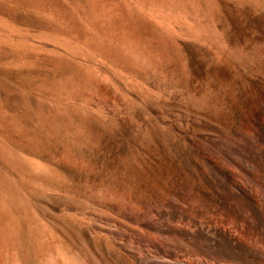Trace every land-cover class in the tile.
<instances>
[{
    "label": "rangeland",
    "instance_id": "374dc122",
    "mask_svg": "<svg viewBox=\"0 0 264 264\" xmlns=\"http://www.w3.org/2000/svg\"><path fill=\"white\" fill-rule=\"evenodd\" d=\"M6 1L10 4L8 7L12 5L10 10L16 13H0L3 14L0 20L8 23L4 26L0 21V30L3 28L0 31V55L4 57L3 51H8L5 59L2 56L0 59V81H5L6 85V89L0 87V244L9 247L13 243V248L9 247L10 250L7 247L4 251V246H0V260H4L0 264L6 261V264L12 261V264H131L128 258L113 251L111 243L105 238L91 240L97 234L87 214L107 212L121 220L111 212L114 207L126 204L141 209L145 203L167 198L169 192L194 182L192 163L200 160L197 151L206 146L211 125L235 126L244 119H262L264 7L258 8L251 2L243 5L236 0H203L201 22L209 37L205 35L206 38L199 41L169 34L173 39L167 37L168 41H164L167 44L163 42L162 47L157 44L151 47L152 42L147 39L142 49L137 47V56H127L124 60V56L128 55L123 52L125 50H121L123 53L119 51L124 56L116 54L117 44L101 32L102 28L100 30V27L87 21L83 0H74V3L73 0H67L69 3L65 0L66 4L75 6L70 8L79 14V22L81 19L84 22L76 24L68 19L67 23L55 7L53 12L51 6L49 9L48 6L41 7L44 11L40 7H35V11L33 7L32 13L29 4ZM26 6H30L28 11ZM17 8H20L19 11ZM20 11L24 12L22 16ZM30 13L35 17L37 14L38 18L32 20ZM26 17L30 18V24ZM55 17L59 20H54ZM41 23L47 24L41 27H47L46 31L38 28ZM60 23L62 27L64 24L67 27L61 28ZM85 23L90 25L89 30H86L88 25L84 27ZM69 24L74 25L71 28ZM77 28L81 31L78 32ZM60 31L64 34L69 31L70 34L64 36ZM82 31L87 34L86 37ZM58 32L62 37L57 36ZM102 37L104 41L99 39V44L97 39ZM207 37L209 40H205ZM90 38L98 44L95 45ZM144 44H148V48ZM101 48L107 49L104 52ZM11 52L20 53V56L15 55V58ZM142 53H146V57ZM104 54L105 59L102 57ZM143 59H147L149 65ZM120 61L123 65L125 61L126 65L121 66ZM53 64L58 65L55 66L57 69ZM65 65L66 69L63 68ZM68 67L72 68L68 70ZM58 68L62 73L56 71ZM62 69H65L64 72ZM82 70L81 76L79 72ZM6 72L8 75H5ZM37 75L42 79H38ZM57 77L62 79L61 85L56 82ZM80 77L84 79L78 80ZM46 79H50L49 82L46 83ZM51 79L53 83L56 80V85L52 83L49 87ZM73 80H76L74 84ZM37 82L47 89L44 91ZM71 82L73 85L69 86ZM76 82L79 90L73 91L74 94L72 90H75ZM43 83H46L45 86ZM79 83H82L81 88ZM8 85H11L10 89ZM88 85L94 87L93 91L92 87L87 89ZM52 86L65 88V94L63 90H58L57 95ZM80 89H85V94ZM56 96L59 98L56 99ZM38 101L55 112L50 113V117L49 113L43 112L48 117L45 118L37 107L34 109L33 103ZM32 108L36 115L30 111ZM40 115L43 121L38 118ZM62 115L64 122L61 121ZM52 116L56 120L58 117L61 119L52 121ZM59 122L71 124L61 127ZM50 123L59 125L58 133V126H51ZM64 126L73 129L72 132ZM46 127L49 129L46 130ZM50 129H54L53 134ZM75 135H78L77 139ZM3 240L7 243L2 244Z\"/></svg>",
    "mask_w": 264,
    "mask_h": 264
},
{
    "label": "bare ground",
    "instance_id": "6f19581e",
    "mask_svg": "<svg viewBox=\"0 0 264 264\" xmlns=\"http://www.w3.org/2000/svg\"><path fill=\"white\" fill-rule=\"evenodd\" d=\"M4 1H6V0H0V13H3V14L6 13L7 11H11L10 7L12 6L11 5L8 7L9 3L7 4ZM15 1H20L19 4L22 3L23 5H25L24 3H26L27 5L29 4L30 6H32V7L28 6V7H30V9H29L30 11H32L31 9H33V7H34V10L37 7L43 8V7L48 6L47 9H49V6H51L52 8L50 10H52L55 7V10L58 11V13L63 18L66 19L67 23H68V20H70L74 24L80 23L82 21V19H81L79 22V19H78L79 14L77 15L76 11L71 9L75 6L71 7L73 4L68 5V4H66L65 0H15ZM68 1L70 2V0H68ZM68 1H67V3H69ZM76 1H75V5H76ZM236 1L243 2V5L246 2L247 3L251 2V5H252V3H255L258 8L264 7V0H236ZM72 2L74 3V0ZM203 2H204L203 0H83V3H84L83 5L85 6L84 12H85V16L88 19L87 21H89L90 24H93L95 26L100 27L99 28L100 30L102 28L103 31L101 30V32L103 34L105 33L107 36H109V38H111L113 40L112 41L113 44H115V43L117 44L116 46L119 47V48L117 47L119 50L117 49V51H118L117 53L115 51L116 54L119 53V55H120L121 54L120 52H122L124 49L125 51H123V52L127 53L128 55H126V56H124L123 54H121V55L124 56V60H126L127 58L125 59V57H127V56H130V57L137 56V54H136V49H138L137 47H141L144 42H148L147 39L152 42L151 43L149 41L151 43V47H152V44H154V46L157 44V45L162 47L163 42L166 40L168 41V38L171 37V36L169 37V34H173L172 36H174V34H177L178 35L177 37H180L179 35H181V37L186 36V38L188 37V38H193V39H199V41L206 38L205 35H207V34H205V32H207L208 30L206 29V31L204 32V27H203L204 25L202 26L203 21L201 22V19L203 17V10H202L203 9L202 5L204 4ZM205 2H206V0H205ZM207 2H209V1H207ZM237 4H239V3H237ZM13 5H14V2H13ZM79 6H80V4H79ZM18 7H20V6L18 5ZM21 7H22V5H21ZM28 7L26 6L27 11H28ZM23 8L21 9L22 11H24ZM80 8H82V6ZM19 9L17 11H19ZM37 9H39V8H37ZM256 11H257V9H256ZM12 12L16 13L15 10L14 11L12 10L11 13ZM48 12H49V10H48ZM52 12H53V10H52ZM23 13L22 12L20 13L21 16L23 15ZM32 13H33V11H32ZM39 13H42V12H40V10H39ZM44 13L47 15L46 10ZM3 14H1V15H3ZM12 14L14 15V13H12ZM52 14H54V13H52ZM27 15H25V16H27ZM49 15H51V14H49ZM4 16H6V15H4ZM18 16H19V14H18ZM37 16L38 15L36 14V17ZM55 16L57 17L56 14H55ZM31 17H32V20L38 18V17L36 18L34 14H31ZM56 17L54 18V20H56V19L59 20V18H56ZM23 18H24V16H23ZM26 18H28V17H26ZM11 19H13V18H11ZM14 19H16V18H14ZM28 19L30 20V18H28ZM40 19L41 18H39V20ZM7 20L8 19H6V21ZM21 20H22V18H21ZM0 21L2 22V20H0ZM23 21H25V20H23ZM26 21H27V19H26ZM42 21L44 23L46 22L43 19H42ZM19 22L21 23V21H19ZM30 22H31V20L28 23L30 24ZM61 22H62V19H61ZM64 22H65V20H64ZM15 23H13V24L17 25ZM24 23L26 24L27 22H24ZM44 23H41L42 25L38 26V28L40 29L44 25L47 26V24H44ZM5 24H8V23L5 22ZM5 24H4V26H6ZM32 24H34V23L32 22ZM56 25L58 26V24H56ZM84 25H85L84 27L86 28V25H88V24L85 23ZM93 25H91V27ZM28 26H30V25H28ZM50 26H48V27H50ZM57 26H55V27H57ZM60 26H61V23H60ZM65 26L66 25L64 24V27L61 26V28H65ZM69 26L72 28V26L70 24H69ZM78 26L79 25H77V27ZM89 26L90 25H88L86 30H89L88 29ZM13 27L14 26H11V28H13ZM32 27H33V25H32ZM84 27L82 26L83 30H84ZM26 28H31V27H26ZM38 28L36 27V29H38ZM2 29L0 31H2ZM41 29L43 31L44 30L46 31L47 27H46V29H43V28H41ZM209 29H211V28H209ZM58 30H61V29H58ZM77 30H78V32H80L81 28H80V30L77 28ZM100 30H97V31L99 32ZM3 31H6V30H3ZM62 31H60V32L62 33ZM209 31H211V30H209ZM73 32H75V31H73ZM61 33H59L57 36L61 35V37H62V34L65 36L67 33H69V31H67V33L65 31L66 34H64V33L61 34ZM88 33L92 34V31H90V32L88 31ZM54 34H55V32H54ZM82 34H85V32L83 33V31H82ZM91 34H89V35H91ZM93 34H94V32H93ZM86 35L87 34H85L83 36L86 37ZM106 35H103V36L105 37ZM97 36H99V35H97ZM85 37H83V38H85ZM100 37H101V35H100ZM212 37H210V39ZM88 38H89V36H88ZM92 38H93V36H92ZM92 38H90V39L93 40ZM67 39H71V38L67 37ZM99 39H102V42L104 41L103 37L98 38L97 40L99 41ZM170 39H173V37ZM78 40L79 39L76 40L77 43H78ZM205 40H209V38L205 39ZM93 41H94V43H96L95 40H93ZM98 41L95 45L98 44ZM74 42H72L73 45L76 44ZM90 43H93V42L90 41ZM164 43L167 44V42H164ZM99 44H100V41H99ZM83 45H84V43H83ZM92 45H94V44H92ZM104 45H107V44L104 43ZM146 45H148V44H146ZM146 45H145V48L147 47ZM79 46H77V47H79ZM166 46H168V45H166ZM120 47H123V48H120ZM88 48H90V45ZM103 48H105V47H103ZM106 49H104V50L102 49V50L105 52ZM109 49H111V48H109ZM141 49H142V47H141ZM111 50H113V49H111ZM115 50H116V48H115ZM2 51H3V49H2ZM97 51H98V49H97ZM147 51H148V49H147ZM262 51H264V50H262ZM3 52H4V57H6L5 53H7L8 51L6 50V52H5V50H4ZM0 53H2L1 50H0ZM11 53H13L12 56H14V57H15V55H18V54H19L18 56H20V53H16V52H11ZM14 53H16V54H14ZM9 54H10V52H9ZM9 54H7V57ZM110 54L107 55V56H109L108 58H110ZM116 54H113V55H116ZM145 54L142 53V55H144V56H145ZM242 54H245V53H242ZM247 54L248 53H246V56H250ZM2 55H0V59H1ZM103 56L105 59L106 54L102 55V57ZM150 56H152V55H150ZM4 57L2 56V58H4ZM22 57H25V56H22ZM115 57H114V60H116ZM118 57H117V59L119 60L120 58H118ZM251 57H252V55H251ZM23 59L24 58H22V60ZM26 59H28V58L26 57ZM26 59H24V60H26ZM122 59H123V57H122ZM128 59H130V58L128 57ZM131 59H133V61L135 60V58H131ZM150 59H153V58H150ZM139 60H140V57H139ZM263 60H264V58H263ZM110 61H111V59L109 60V62ZM121 61H120V63H121ZM143 61H145V59H143ZM146 62H147V59L145 61V64L149 65ZM58 63L60 64V62H58ZM124 63H125L124 65H126L125 61H124ZM136 63H138V61ZM55 64H57V63H55ZM55 64H53L54 68H55V66L58 67V65H55ZM66 64H68L67 61H66ZM111 64H113V63H111ZM118 64H119V62H117L116 65H118ZM124 65L122 64L121 66L124 67ZM144 65H142V68ZM147 65H146V67H147ZM65 66L63 68L66 69L67 65H65ZM129 66H131V65H129ZM133 66H135V65H133ZM133 66H131V67H133ZM136 67H137V65H136ZM60 68H62V67H60ZM69 68H72V67H68V70H69ZM55 69H57V68H55ZM65 69H62L63 72ZM75 69H77V68H75ZM117 69H120V68L117 66ZM132 69H131V72H132ZM68 70H67V72H69L71 74L72 72H70ZM120 70H122V67ZM56 71L61 72L59 68ZM82 72H83V70L79 73L81 74ZM123 72L125 73V71H123ZM138 72L136 74H138ZM4 73H5V71H4ZM37 73H39V72H37ZM70 74H69V76H70ZM129 74H131V73H129ZM5 75H8V73ZM27 75H28V73H27ZM62 75H64V74H62ZM66 75H68V73ZM85 75H83V76L87 77L88 74L85 73ZM3 76H4V74H3ZM3 76H2V78H3ZM28 76H30V74ZM37 76L39 79L40 76L39 75H37ZM59 76L62 77L61 74ZM74 76H76V75H74ZM81 76H82V74H81ZM145 76H146V74H145ZM24 77L25 76H23V78ZM51 77H54V76H51ZM58 77L56 78L57 81L55 79H53V81L55 80L56 82H58V81L60 82V80H62V79L59 80ZM77 77H79V75ZM136 77H137V75H136ZM23 78H21V79H23ZM32 78H34V76ZM48 78H49V76H48ZM65 78H66V76H65ZM67 78H68V76H67ZM81 79L82 78L80 77V79H78V80H81ZM83 79H84V77H83ZM86 79H85V81L87 82V80H89V79H87V80ZM30 80H31V77H30ZM49 80L46 79L45 82L47 83V82H49ZM66 80L68 81V79H66ZM146 80H147V78H146ZM55 81L53 83L52 79H51L49 87L53 84L56 85ZM69 81H70V77H69ZM73 81H74L73 82V84H74L76 80H73ZM4 82L2 80V82L0 81V84H2ZM30 82L31 81H29V85H30ZM38 82H37V84H38ZM26 83H28V82L26 81ZM34 83L35 82H33V84ZM77 83L78 82H76V85H74L75 90L72 88L73 89L72 92L79 90ZM87 83H85V86L87 85ZM45 84L43 86H45ZM61 84L62 83L60 82L59 85H61ZM73 84L71 82V85H69V86H72ZM81 84L79 83L78 85L80 86ZM89 85H88L87 89L92 87V86L89 87ZM5 86L6 85L4 83V86H0V87L1 88L4 87L6 89ZM9 86H11V85L7 86L8 89H10ZM39 86L42 87V84ZM76 86L78 88H76ZM85 86H83V88ZM58 87H60V86H58ZM65 87H66V84H65ZM81 87L82 86H80V88ZM42 88H44V87H42ZM52 88H53V86H52ZM54 88H53L55 90V91L53 90L54 92H56V91L58 92V90H60V91L63 90V92H64V89H65L64 87H63L64 89L57 88V86H55ZM46 89L44 88L43 90L45 91ZM67 89H68V87H67ZM90 89H89V91L88 90L87 91L90 92ZM93 89H94V87H92L91 91H93ZM80 90L82 91L83 89H80ZM83 91H84L83 93L85 94V89ZM47 92H46V94H48ZM65 92H64V94H65ZM70 93H71V91H70ZM70 93H68V94H70ZM55 94H54V96H55ZM61 94H63V93H61ZM57 95H58V93H57ZM80 95L81 94L79 93V97H80ZM61 96L62 95H60V97ZM65 96H68V95H65ZM73 96H75V95H73ZM82 96H83V94H82ZM70 97H72V96H70ZM58 98H59V96H56V99H58ZM61 98L66 99L65 97H61ZM23 102H25V99L23 100ZM38 102L33 103L35 105L34 109L37 107V109H39L41 111L42 116L44 114V117H45V113H49L48 115L50 117L53 114L52 112H55V111H52L53 109H49L48 107L40 104V102L38 104ZM262 103H263L262 104L263 107H261V109H260V116L262 118L261 120H258V119H247V120H245L244 119L243 121H241L239 124H237L235 126H226V127L222 126V125H211L210 126L211 134L206 139V146L204 148L198 149V151H197L200 160L192 163L193 164L192 165V176L194 178L193 183L185 184L184 186H181L178 190L176 189V190L169 192L167 198H165V199L161 198V199H157L156 202H154V203H145V206L141 209L135 208V207H132V206L126 205V204L123 206H117L114 208L112 206L113 209L111 212L114 213L115 215H117L118 217H120L121 220H119V219L117 220L111 214H108L107 212H96L95 211V212L87 214L88 215L87 217L92 222L94 230L97 234V236L96 237L93 236L91 238V240L94 241V239H96L97 237L99 238V240H100V238H102V239L105 238L106 240H108L111 243L113 251L115 250V252H118L119 254L128 258L131 261V264H264V100ZM27 105H28V102H27ZM204 106L207 107V104L204 103ZM22 107H24V106L22 105ZM56 110H58V109H56ZM220 110H222V109L220 108ZM26 111L27 110H25V112ZM30 111H32L33 114H35V112H36V111L33 112V108ZM43 112H45V113H43ZM70 112H72V111H70ZM218 112H220V111H218ZM50 113H52V114H50ZM73 113H74V110H73L72 114ZM27 114H29V113H27ZM66 115H64L65 116L64 118H66ZM30 116H32V115L30 114ZM42 116L38 117V118L39 119L41 118V120L43 121ZM219 116H220V114H219ZM219 116H217V117H219ZM55 117H56V115H55ZM24 118H25V116H24ZM45 118H48V117H45ZM51 118L54 119L53 116ZM30 119L32 120V117H30ZM53 119H52V121L58 122V120H60L61 117H60V119L58 117L57 120L56 119L53 120ZM28 121L30 122V120H28ZM42 121H40V122L42 123ZM61 121H63V115H62ZM44 122H46V121H44ZM60 122L58 124L61 125V127H62V125H65L66 123H68V122H65L64 124L63 123L61 124ZM58 124L56 125V126H58L57 133L59 132V125ZM69 124H71V123H69ZM69 124H66V125H69ZM43 125L45 128V123ZM50 125L55 126L54 124H51V123H50ZM51 126H50V128H51ZM82 126L86 127L85 125H81V127ZM61 127H60V129H61ZM52 128H54V127H52ZM48 129H49V127H46V130H48ZM64 129H68V130L70 129L71 130V128H69L68 126L67 127L64 126ZM50 130L51 131H49V132L52 133V131L54 129L53 130L50 129ZM72 130L70 132H72ZM55 131H56V129H55ZM78 132H77V134H78ZM73 133L76 134V132H73ZM83 133H85V132H83ZM77 136H76V139H77ZM37 137H38V135H37ZM83 137L84 136L82 135L81 142L83 141L82 140ZM85 137L87 138L88 135ZM92 140H94V139H92ZM85 141L88 142V140H85ZM90 144H92V143H90ZM134 172L135 171L133 170V173ZM135 180H137V179H135ZM111 194H113V193H111ZM84 215H85V213H84ZM6 241L3 240L2 244H4L3 242L7 243ZM10 241H12V240H10ZM8 242H9V240H8ZM0 246H1V244H0ZM3 246H1V248ZM5 246L3 247L4 251H5V249L7 250V247H8L7 244H5ZM11 246L13 248V243L11 245H9V247H11ZM9 247H8V249H10ZM1 248H0V250H2ZM28 254L29 253H27V255ZM0 255H2V254H0ZM9 255L12 256L11 254H9ZM4 256H5V254L2 257L3 259H4ZM7 257L8 256H6V258ZM10 258L12 260V257H10ZM0 261L3 263L4 260L1 259ZM7 262L8 261H6L4 263L6 264ZM12 262H10V263L12 264Z\"/></svg>",
    "mask_w": 264,
    "mask_h": 264
},
{
    "label": "water",
    "instance_id": "95a60500",
    "mask_svg": "<svg viewBox=\"0 0 264 264\" xmlns=\"http://www.w3.org/2000/svg\"><path fill=\"white\" fill-rule=\"evenodd\" d=\"M88 119V118H87Z\"/></svg>",
    "mask_w": 264,
    "mask_h": 264
}]
</instances>
